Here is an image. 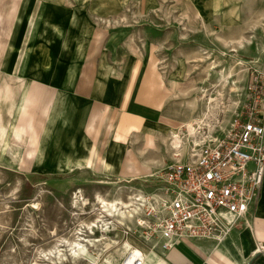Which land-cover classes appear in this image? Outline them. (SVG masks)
Here are the masks:
<instances>
[{
	"label": "rangeland",
	"instance_id": "1",
	"mask_svg": "<svg viewBox=\"0 0 264 264\" xmlns=\"http://www.w3.org/2000/svg\"><path fill=\"white\" fill-rule=\"evenodd\" d=\"M31 2L0 0V83L13 60L19 39L27 35L26 16L35 12V9L29 10ZM77 5L89 13L93 27L106 28L96 31L94 39L98 40L97 45L95 43L89 48L92 61L104 34H107L103 47H100L101 53L94 57L93 66L101 70L106 65L111 67L116 56L127 58L124 72L120 73L123 77L117 78L118 81L125 83L130 70L126 86L131 91L138 72L136 86L147 84L144 88L146 96L164 99L168 115L177 120L164 128L162 134H158L159 138L156 137V147L152 148L155 154L151 149L140 151L143 159L156 156L162 161L160 167L171 162L175 158V149L171 146L174 132H179L182 145L191 137L198 138L200 133H218L233 128L237 113L248 97L246 90L254 75L255 61L264 56V0H78ZM23 11L24 14L21 13ZM38 30L39 17L19 68L22 75L34 69L44 72L36 66L39 49L33 51ZM92 32H84L88 42ZM55 43L54 46L48 45L54 55V71L82 70L84 52L71 55L69 59L72 61H65V57L58 56ZM141 55L143 59L139 61ZM135 60L137 63L132 64ZM121 62L122 66L124 61ZM89 64L84 63V68ZM221 71L237 80L238 90L231 89L229 83L224 84L220 80ZM113 72H116V67ZM261 72L264 74V69ZM31 76L27 77L29 95H32L33 81H36ZM22 79L26 80L21 77L11 82L15 96L19 93ZM78 81L74 78L70 85ZM52 82L57 83L54 79ZM57 92L59 90L48 92L40 102L33 122L39 138L43 135L47 119L43 109ZM29 104L27 100L18 120V135L11 137L6 152L0 157V264H86L87 261L81 257L75 262L71 257L54 262L47 257L59 256L53 248H64L60 238H74L81 222L95 218L98 211L95 194L126 199L130 193L138 192L137 188L150 192L160 183L156 177L159 167L147 176L113 180V184L106 183L107 180L101 176H90L89 180L72 182L66 189L54 180L27 173L34 169V160L26 157V149L33 144L29 143V133L25 135L22 131ZM7 108L6 103H2L4 120L8 117ZM70 140L76 147L82 141L77 128L71 125L63 128L57 141L49 139L43 142L41 156L46 155L45 162H63L59 157L70 153ZM42 161L41 157L38 166L43 164ZM75 195L78 197L76 203ZM145 204L144 201L138 213L127 219L139 217ZM124 222H111L106 239L102 240L104 243L89 246V249L100 252L101 245L107 247L109 239L117 242L111 243L106 252L125 241L138 243L136 237H129L128 241L121 236L119 228ZM100 234L99 228L95 229L94 235ZM49 249L54 252L49 253ZM161 258L166 262L165 256ZM160 260L155 264H162Z\"/></svg>",
	"mask_w": 264,
	"mask_h": 264
},
{
	"label": "crops",
	"instance_id": "2",
	"mask_svg": "<svg viewBox=\"0 0 264 264\" xmlns=\"http://www.w3.org/2000/svg\"><path fill=\"white\" fill-rule=\"evenodd\" d=\"M77 1L39 0L36 2L32 0L29 6L30 11L35 9L33 30L39 17L36 43L44 41L47 46L49 44L54 46L57 42L55 43L58 47L57 54L65 57V61H72L69 59L71 55H79L82 52H84V58L82 70L61 73V71H54V55L49 48L53 56L51 69L42 68L41 54L36 53L39 55L36 66L44 72L34 69L24 75L30 77L32 72L41 73L31 76L36 81H33V92L28 98L30 104L22 126L23 133L27 135L30 132L40 102L45 95L59 90L60 102H63L62 105L64 104L65 107L63 118H66V121L58 122L55 131V125L52 124L43 142L49 139L57 141L63 128L70 125L77 128L82 138L81 144L77 147L72 145L74 141L70 140V153L59 157L63 159V162L48 164L44 160L46 155L42 154L43 164L38 166V163L35 169H30L31 172L27 173L38 174V178L54 180L64 189L74 181L89 180L90 176L98 175L107 181H113L135 179L152 174L157 167L161 168L162 161L156 159V156L144 160L140 151L146 152L148 149L155 148L154 141L160 137L158 134H162L164 128L171 126L177 120L168 115L164 99L161 101L152 96H146L144 88L147 84L136 86L138 72L131 91H128L129 88L126 86L130 70L125 83L118 81L117 78L123 77L120 73L124 72L127 58L116 56L115 61L113 60L115 63L111 67L106 65L101 70L93 66L94 57L101 53L100 47L107 34H104L92 61L89 59L91 55L89 48L95 43L97 45L98 40L94 39L96 31L106 30V28L93 27L94 23L90 22L89 13L84 12L77 5ZM17 10L18 7L14 14ZM21 13L24 14V11ZM13 22L14 18L10 30ZM51 24H58L62 32L60 36L54 33ZM42 27L45 29L42 30ZM92 30L88 42L84 32ZM141 59L143 55L140 56L139 61ZM121 61H124L122 66ZM134 62L132 64H136L137 60ZM84 63L90 64L84 68ZM114 67H116L115 73ZM74 78L79 81L70 85ZM52 79L57 83H53ZM128 94H130L129 98ZM53 95L52 99L56 94ZM60 102L57 109L61 105ZM152 152L155 154L154 150ZM27 158L33 159V156ZM73 170L76 171L72 173ZM262 246H264V176L256 204L240 218L223 242L214 246L210 241L193 242L185 239L178 241L167 251L166 262L168 264H264V253L258 251V248Z\"/></svg>",
	"mask_w": 264,
	"mask_h": 264
},
{
	"label": "built area",
	"instance_id": "3",
	"mask_svg": "<svg viewBox=\"0 0 264 264\" xmlns=\"http://www.w3.org/2000/svg\"><path fill=\"white\" fill-rule=\"evenodd\" d=\"M264 56L253 66L247 100L233 128L198 134L178 148L175 158L156 172L160 183L141 214L120 224V234L138 238L130 245L162 257L178 241L219 245L258 200L264 176ZM264 253V246L258 248ZM139 256L130 264H142ZM127 262L128 259L126 258Z\"/></svg>",
	"mask_w": 264,
	"mask_h": 264
},
{
	"label": "bare ground",
	"instance_id": "4",
	"mask_svg": "<svg viewBox=\"0 0 264 264\" xmlns=\"http://www.w3.org/2000/svg\"><path fill=\"white\" fill-rule=\"evenodd\" d=\"M26 19V32L28 31L27 35L26 37L19 39L15 47L13 60L12 62H10V65L8 67L9 69H7L4 72V75L1 77L0 157L6 152L11 137L13 135H18V120L29 98V81L27 80L26 76L21 75L19 73V68L22 63L25 50L27 48V41L29 35L33 30L35 24V12L28 13ZM51 28L57 36H60V34L62 33L58 24H51ZM44 29L45 28L42 27V30ZM36 48L39 49L38 54H41L42 68L50 70L53 56L49 47L44 43V41H38L33 47V51L36 50ZM213 66L214 65H211L210 67ZM30 74L37 76L41 73L32 72ZM23 76L26 80L22 79L19 93L17 96H15L11 82L15 78H24ZM220 80L224 84L229 83L231 89L238 90L239 88L237 80H235L234 78L232 79L229 74H225L222 71L220 72ZM59 96L60 93L56 95L55 100L54 98L51 100L52 103H50L46 107L47 109H43L44 111H46L47 119L46 124L43 126V135L41 136V138H39V136H36L33 124L31 126L29 132V143L33 144V146L26 149V157L33 156L34 169L36 168V165L38 164L39 159L41 157L42 143L45 138L46 132H48L47 130H50L52 124H54L55 131L58 122L61 123V121H66V118H63V115L65 113V107L64 104L62 105L63 102H60L61 100ZM59 102L61 103V105H59V108L57 109V105ZM2 103H6V105L8 106L7 120H4V118L2 117ZM208 126L210 128V125ZM193 139L196 140L197 138ZM182 140L183 139H181L179 132H174L172 135L171 146L178 148L181 145ZM106 183L113 184L114 182L106 181ZM143 197L144 195L140 191L130 193L126 199H122L119 196L107 198L99 193L95 194V201L98 209L95 218L88 222H81L79 227L76 228V236L74 238L67 239L66 237H61L59 241L62 242L61 244L64 245V248L54 247L53 249H56L55 253L59 254V256L54 257L49 255L47 257L48 260L54 262L66 260L71 257V260H74L73 262H75L76 258L81 257L87 261L86 264H130V262L135 260L137 257L144 256L142 264H155L158 260H160L159 258L162 257L161 255L154 252L153 250H146L143 255V251L131 246L127 241L121 243L118 247L114 248L112 251L109 252H106L110 248L109 245H111V243L115 244V242H117L116 240L109 239V241L106 242L108 246L104 248V246L101 245L100 252H93L89 249V246L94 247L98 246L99 243H104V241L102 240L106 239V232L109 231L111 222H124V220H126L127 218H130L134 214H137L143 202H146ZM74 198V203H76L78 197L75 195ZM81 199H83V197H81ZM97 228H99L101 232L99 236L94 235L95 229ZM54 250L49 249L48 252H54ZM99 254L101 255L100 257ZM55 258H57L58 260H55ZM126 258L128 259L127 262L125 261ZM160 262L162 264H166L165 259L163 258H161Z\"/></svg>",
	"mask_w": 264,
	"mask_h": 264
}]
</instances>
